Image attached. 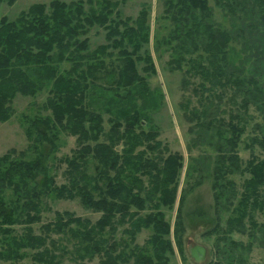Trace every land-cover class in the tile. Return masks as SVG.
<instances>
[{"label":"trees","instance_id":"obj_1","mask_svg":"<svg viewBox=\"0 0 264 264\" xmlns=\"http://www.w3.org/2000/svg\"><path fill=\"white\" fill-rule=\"evenodd\" d=\"M15 1L0 0V4L11 5ZM209 1L166 0V12L175 25L164 42L172 49L173 58L169 64L177 70L187 65L185 75L189 80L185 87L192 84V77L203 79L201 86L209 85L211 90L229 84L237 95L245 98L241 107L248 111L264 93L255 79L246 80L231 72L226 74V68H231V64L227 65L230 61L228 47L235 41L248 46L254 42L253 37L264 38V0H213L216 7L236 20L233 31L217 26ZM96 4L98 7H93ZM88 5L90 9L86 13L83 2L67 4L54 0L49 6L50 12L46 5L34 4L15 21H9L7 17L0 19V123L11 119L12 103L18 94L34 97L48 90L49 97L43 108L51 112L50 116L37 118V122L27 129L30 146L26 151L18 156L11 153L0 156V260L19 262L32 251L35 264H60L68 247L51 238L52 234H67L74 240L78 245L74 254L80 260L102 255L98 264H124L130 258L135 264H154V260L161 264L167 261V254L174 253L173 244L167 238L171 231L164 214L157 211L142 217L138 210H144L148 203L156 210L173 206L183 156L163 147L157 140V132L145 131L141 113L135 108L119 109L115 116L116 127L123 128L122 132L113 127L108 141L99 142L104 133L102 116L92 112L86 104V79L89 74L101 71V58L109 53V48H119L123 61L119 76L117 73L110 75L117 77L107 89L110 100H123L121 92L130 93L135 87H140L143 94L150 92L146 77L140 75L137 67V62H144L145 72H156L152 56L148 52L143 57L139 54L151 41L150 11L142 9L136 26L127 25L128 28L121 31L118 25L113 26L109 21L118 3L88 0ZM244 15H251L248 20L256 24H248ZM96 26L108 30L106 39L110 44L90 51L88 39L82 37ZM246 33L252 36L251 41L245 38ZM65 63H70L71 68H64ZM201 116L206 113L194 110L189 120H200ZM231 118L229 122L213 119L196 125L201 130L214 132L227 145V153L219 157L215 169L216 203L220 204L226 197L232 205L238 193L228 175L252 174L244 185L235 210L237 215L228 221L223 232L225 245H216L217 256L226 264H232L235 249L247 252L252 249V243L245 247L243 242L230 238L235 232L247 231L246 219L252 232L264 228L253 214L256 210H264V200L260 196V188L264 186V161L256 164L253 159L242 168L238 148L245 127L235 122L238 116ZM60 131L77 137L80 146L75 157L66 161L70 182L58 186L51 176L48 161L58 149ZM262 138L256 142L264 146V136ZM91 142L96 144L93 146ZM120 143L124 146L121 153L116 150ZM149 152H169V155L151 157ZM30 153L35 155L33 159H28ZM89 157L98 163L94 176L86 173ZM144 177L148 178L147 186ZM8 192H11L10 196ZM52 194L58 199L78 197L85 208L94 209L102 216L93 223L70 212L57 213V221L43 225L41 233L36 234L31 226L41 221L43 199ZM133 207L138 210L131 212ZM23 224L27 226L23 233L13 229ZM127 224L125 233L132 242L143 230H152L147 242L152 247V254L145 248L135 253V247L128 253V243L119 250L120 246L112 238ZM180 225L177 224L176 230L177 245L184 254L178 237L182 230ZM217 264L222 263L218 261Z\"/></svg>","mask_w":264,"mask_h":264},{"label":"rangeland","instance_id":"obj_2","mask_svg":"<svg viewBox=\"0 0 264 264\" xmlns=\"http://www.w3.org/2000/svg\"><path fill=\"white\" fill-rule=\"evenodd\" d=\"M54 0H16L9 5L7 2L0 4V19L7 17L9 21H15L22 13L27 12L34 4H44L47 11L50 12L49 6ZM67 4L73 2H83L86 13H89L90 5L88 0H59ZM118 3L113 8V12L109 17L111 25H118L119 30L124 31L127 25L136 26L137 17L142 9H149L148 24L151 28V41L144 46L139 54L143 57L148 52L153 59L155 74L145 72L143 68L144 62H137L140 75L146 77L150 92L143 94L140 87H135L128 92H121L123 100L118 99L111 101L109 91L112 87V81L117 79L123 64L119 55L120 49L109 48V53L101 58V71L95 75L87 77L86 85V104L88 108L102 116V126L104 133L100 137L99 142L108 141L111 129L115 127L116 131L122 132L123 128L116 127L117 116L121 108H135L140 111L143 120V129L145 131H155L159 134L158 141H161L163 147L168 148L170 153H178L183 156V167L177 179V195L172 207L162 206L156 210L150 204L144 210H138L133 207L131 212L139 211V215L144 217L150 213L157 211L162 212L165 221L170 226V234L167 236L171 240L174 253L167 254V261L161 264H222L226 262L218 257L216 245L222 247L224 243L223 232L227 229V223L235 217L236 207L240 202L244 192L245 183L252 178L249 172L228 175V179L235 184L236 197L232 200V205L226 201V197L221 200L220 204L215 199V191L213 189L219 157L223 153H227V145L225 140L222 142L218 136L212 131L201 130L196 125L200 123H208L213 119L224 120L229 122L232 116L235 122L242 123L240 126L245 127V132L241 138L238 148L240 164L245 168L247 164L254 159L255 163L264 161V146L256 142L260 141L264 136V94L257 104H251L248 111L241 107V102L245 99L235 93V89L229 84H225L223 88L211 90L209 85L201 86L203 79L200 77L191 78V85L184 86L189 78L185 75L188 70L184 65L181 70L173 69L169 62L173 58L172 49L164 44L167 37L175 29V25L170 21L166 12V0H113ZM210 8L214 12V20L217 26L228 31L235 29L236 20L221 8L216 7L213 0L209 1ZM93 7H98L94 5ZM248 24H256L249 21L251 15H244ZM239 27V24H238ZM108 30L103 27H94L89 30L88 34L82 39H88L89 50L93 51L101 45H109L106 39ZM248 41L252 40L249 33L245 34ZM255 38V39H254ZM253 41L248 46H244L240 41L230 43L228 53L230 54L231 68H226V74L240 76V78L255 79L261 92L264 93V38L258 40L253 37ZM131 51V47H128ZM70 63H65L64 68L70 69ZM117 71V72H116ZM117 73V77L110 75ZM92 76V77H91ZM114 76V75H113ZM203 87V89H202ZM49 97L48 90H44L34 97L22 96L18 94L13 103V115L8 122L0 123V156L11 153L18 156L21 152L26 151L30 146L27 138V129L37 118H45L50 116V111L43 108ZM203 112L206 116L199 119L189 120L191 112ZM192 118V117H191ZM190 118V119H191ZM232 119V118H231ZM61 132V131H60ZM116 136H114L115 138ZM58 149L48 161L51 176L54 178L56 185H66L70 182L71 177L67 164V160L75 157L78 152L79 143L77 137L61 132L58 140ZM96 143L91 142V145ZM124 148L123 143L117 145L116 150L121 153ZM140 150H143L140 149ZM169 152L151 153V157L164 158ZM35 155L30 153L28 159H33ZM98 167L97 161L93 157H89L86 166V173L89 176L96 174L95 168ZM146 186L148 178L144 177ZM235 191V192H236ZM11 192H8V196ZM261 199L264 200V186L260 188ZM96 198H98L96 196ZM42 202V201H41ZM42 216L39 223L31 226L36 234L41 233V227L48 223L57 221V213L70 212L75 217L91 220L95 223L102 214L91 208H85L80 200L74 199H58L53 194L45 197L41 204ZM254 218L259 225L264 224V210L254 211ZM247 231L244 233L235 232L230 237L232 240L243 242L245 247L252 243L250 252L246 250L240 251L235 249L236 253L232 264H264V228L252 229L249 227L247 219ZM182 227L178 237L182 242L184 254L177 245V224ZM26 225H16L13 227L16 232L23 233ZM128 224L120 227L114 236L115 243L120 246L121 250L125 243L130 244L127 252L131 249H137L135 253H140L142 248L152 254V247L147 245L152 235V230H143L135 236L134 243L125 231ZM126 229V230H125ZM252 235V236H251ZM51 238L60 245L67 246L66 255L62 258L60 264H98L103 256H95L94 258H85L80 260L74 254V248L78 249L74 240H70L67 234H52ZM229 245V240H227ZM191 246L202 247L205 249L206 256L204 259L196 257L199 263H196L191 256ZM139 250V251H138ZM217 252V253H216ZM34 252L29 251L28 257L19 262L0 260V264H35L31 258ZM197 256V254H195ZM224 262V263H223ZM124 264H135L134 259ZM154 264H159L154 260Z\"/></svg>","mask_w":264,"mask_h":264},{"label":"water","instance_id":"obj_3","mask_svg":"<svg viewBox=\"0 0 264 264\" xmlns=\"http://www.w3.org/2000/svg\"><path fill=\"white\" fill-rule=\"evenodd\" d=\"M190 250H191L192 259H194L196 263L200 262L197 261L196 257H200V259H204V257L206 256L205 249L200 246L199 247L191 246ZM195 254H197V256Z\"/></svg>","mask_w":264,"mask_h":264}]
</instances>
